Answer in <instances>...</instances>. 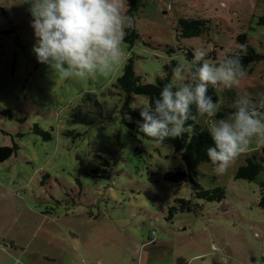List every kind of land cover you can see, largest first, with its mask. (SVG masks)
<instances>
[{
  "label": "rangeland",
  "instance_id": "rangeland-1",
  "mask_svg": "<svg viewBox=\"0 0 264 264\" xmlns=\"http://www.w3.org/2000/svg\"><path fill=\"white\" fill-rule=\"evenodd\" d=\"M126 4L139 37L132 43L127 33L121 61L109 75L97 71L81 79L37 62L29 2L0 0V146L18 147L0 160V264H264V169L251 181L235 178L247 156L264 146V137L253 140L224 174L201 163L194 175L198 184L226 192L219 202L198 199L190 181L164 177L186 170L181 154L129 130L135 118L124 112L117 86L132 57L142 82L153 84L177 59L181 72L172 83L178 86L195 63L186 60L184 48L216 50V59L202 63L219 67L215 63L236 51L237 36L246 32L263 56L231 87L221 83L218 114L247 101L249 110L264 117V0ZM184 15L210 21L209 33L179 40ZM169 46L182 49L170 54ZM128 104L140 111L148 98L132 94ZM78 108L95 123H73ZM232 115L199 122L208 130ZM179 198L191 200L193 209L170 215Z\"/></svg>",
  "mask_w": 264,
  "mask_h": 264
},
{
  "label": "clouds",
  "instance_id": "clouds-1",
  "mask_svg": "<svg viewBox=\"0 0 264 264\" xmlns=\"http://www.w3.org/2000/svg\"><path fill=\"white\" fill-rule=\"evenodd\" d=\"M31 4V27L35 43L32 52L38 63L46 65L66 78L89 79L93 75H109L121 61L126 30L134 28V17L126 14V0H26ZM243 47V46H242ZM207 51L194 52V61H204ZM179 63L172 73L179 76ZM198 83L173 92L167 83L159 99L140 109L138 131L153 143L192 133L187 124L192 118L191 106L197 113L216 117L219 104L207 95L208 86L218 82L227 87L246 76L242 57L233 56L219 67L203 62L194 74ZM142 121V122H141ZM215 147L207 149V157L217 174H224L238 156L247 151L257 137H264V117L255 110L238 107L232 120L219 119L208 128Z\"/></svg>",
  "mask_w": 264,
  "mask_h": 264
},
{
  "label": "trees",
  "instance_id": "trees-1",
  "mask_svg": "<svg viewBox=\"0 0 264 264\" xmlns=\"http://www.w3.org/2000/svg\"><path fill=\"white\" fill-rule=\"evenodd\" d=\"M132 8H130L126 14L133 17ZM135 21V18H134ZM261 22H264V18H261ZM136 27V21L134 24V28L127 29V40L132 41L139 37V34ZM210 21L206 20L203 16L188 17L187 15L182 16L179 19V25L177 28V37L178 39L182 38H193L198 37L201 35H206L209 33ZM237 42L241 44V46L233 52H226V56L222 60H218L215 64L216 66H220L224 64L227 60L231 59L233 56H240L242 57V63L244 69H246L250 64L256 63L263 55L257 53L256 50L251 45L249 40V36L246 32L240 33L237 36ZM243 46V47H242ZM184 48V47H183ZM182 49V47L178 46L176 49L173 47H168V51L170 54L176 52V50ZM184 54L186 60L189 62L193 60V51L190 49L184 48ZM217 51L213 50L207 53L206 59L211 57L217 58L216 56ZM134 58H130L126 61L124 66V73L120 75L117 79V86L120 88L121 94L124 96L125 105H124V112L135 118L133 122H128L127 126L129 130L134 133L136 136L141 138L150 139L144 136L143 133L138 131L137 121L141 120L140 111H137L135 108L131 107L128 104L130 96L132 94L142 95L148 98V106L152 105L155 99H159V93L162 91V88L167 83H172V68L177 66L179 61L175 58H172L166 65H165V75L162 77H158L156 83H143L142 79L139 75H137L135 66H134ZM202 61H195L190 67L189 70V77L183 83L179 84L178 86L173 84L174 87L172 89L173 92L179 90V87L187 85L190 87H194L196 83H198V77L194 74L198 71V68L201 66ZM180 67L181 64L179 63ZM221 83L218 82L217 86L213 87L211 84L208 86L207 95L211 97L214 103H218V89ZM264 99V97H263ZM95 110L97 109L99 117H102V106L98 100H94ZM155 105L153 104V109ZM240 107V106H238ZM228 109L223 112H220L217 116L222 117L226 114H233L238 110ZM192 118L187 121V124L192 126V133H185L184 135L176 138H166L162 144H167L171 146L176 152L180 153L183 157V162L185 164L186 170L178 169L175 171H170L164 174V177L167 181L171 182H188L190 181L193 184L195 189L194 193L198 199H204L207 201H214L219 202L225 198V188L224 187H216L215 189H204L198 182L194 179V175L197 174L198 167L201 163H209L212 164L207 157V149L209 147H215L214 142L211 139L208 130L204 128L199 120L202 118L196 111V106H191ZM94 113V112H93ZM72 122H87V123H95L93 118H89L87 113H82V110L78 108L72 115ZM142 122V121H141ZM47 137L51 138L49 133H44ZM152 141V140H151ZM18 147H9V146H0V160L6 161L10 158V156L17 151ZM264 169V146L261 148L260 151L253 154L252 156L246 158L243 165H241L238 169V172L235 176L236 179H247L249 181L254 180L257 177L258 173ZM260 204L264 206V183L262 182V193ZM194 207L191 200L186 199H176V205L168 208V212L170 215L177 210L181 211H191Z\"/></svg>",
  "mask_w": 264,
  "mask_h": 264
}]
</instances>
